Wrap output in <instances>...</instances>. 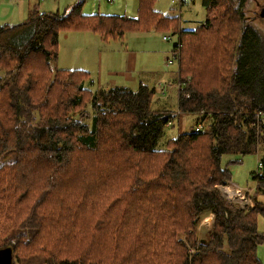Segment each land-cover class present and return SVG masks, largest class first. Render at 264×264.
I'll return each mask as SVG.
<instances>
[{"label":"trees","instance_id":"trees-1","mask_svg":"<svg viewBox=\"0 0 264 264\" xmlns=\"http://www.w3.org/2000/svg\"><path fill=\"white\" fill-rule=\"evenodd\" d=\"M249 1L201 0L191 30L157 0H138L135 18L36 3L0 25V249L12 264H262L264 32L244 15ZM133 30L177 37V110L210 120L163 149L174 114L149 109L151 73L133 90H90L86 71L54 67L60 32L108 42ZM249 155L262 166L246 191L253 207L240 208L218 186Z\"/></svg>","mask_w":264,"mask_h":264},{"label":"rangeland","instance_id":"rangeland-1","mask_svg":"<svg viewBox=\"0 0 264 264\" xmlns=\"http://www.w3.org/2000/svg\"><path fill=\"white\" fill-rule=\"evenodd\" d=\"M79 1L0 0V25L14 26L22 23L27 17L28 10L36 3L42 12L62 13L68 6ZM137 5L138 0H112L111 2L83 0L82 12L135 18ZM154 8L165 15L178 16L180 28L183 30L194 29L205 18L201 0H182V4L179 0H157ZM244 15L247 21L254 22L253 25L264 32V0H250ZM176 44L175 35L153 30L129 31L122 39L108 42H103L96 35L86 31L60 32L59 54L54 67L86 71L89 74L86 86L90 90L98 88L107 90L115 86H124L133 90L137 88L140 73H151L152 77L147 80V84L155 90L149 109L169 110L174 114L172 125L164 128V133L157 144L158 149H163L167 139L192 132L198 124V115L179 113L177 110L175 73L177 60H174L172 56L173 47ZM121 56L125 58L124 61L120 59ZM209 121L206 120L198 126L201 129L206 128ZM242 160V164L231 168L230 184L238 186L243 191H249L252 195L254 181L251 173L256 171L258 156L249 155ZM258 201L264 203V195H259ZM257 225L258 229L264 233V217H258ZM211 227L212 215H208L199 225V237H202ZM256 254L264 264V242L258 246ZM11 256L10 249H0V264H12Z\"/></svg>","mask_w":264,"mask_h":264},{"label":"built area","instance_id":"built-area-1","mask_svg":"<svg viewBox=\"0 0 264 264\" xmlns=\"http://www.w3.org/2000/svg\"><path fill=\"white\" fill-rule=\"evenodd\" d=\"M109 2H111L112 0H107ZM164 39H168L167 37H163ZM261 163L258 162L257 163V169L261 168ZM219 191L221 192V195L224 199H226L228 202L236 204L237 206H239L240 208H244V207H249L252 208L253 207V203L248 202L249 199L246 196V191H243L242 189H240L238 186L234 185V184H226L223 186L219 187Z\"/></svg>","mask_w":264,"mask_h":264},{"label":"crops","instance_id":"crops-1","mask_svg":"<svg viewBox=\"0 0 264 264\" xmlns=\"http://www.w3.org/2000/svg\"><path fill=\"white\" fill-rule=\"evenodd\" d=\"M58 37H59V35H58ZM60 49H61V47H60ZM120 59H122L123 61L125 60V58H123V56H121ZM82 68H85V67H82Z\"/></svg>","mask_w":264,"mask_h":264},{"label":"flooded vegetation","instance_id":"flooded-vegetation-1","mask_svg":"<svg viewBox=\"0 0 264 264\" xmlns=\"http://www.w3.org/2000/svg\"><path fill=\"white\" fill-rule=\"evenodd\" d=\"M262 10V9H261ZM262 12V11H261ZM261 14V13H260Z\"/></svg>","mask_w":264,"mask_h":264}]
</instances>
